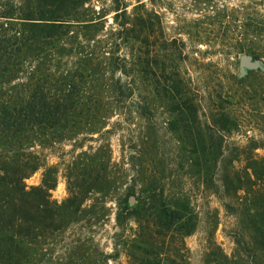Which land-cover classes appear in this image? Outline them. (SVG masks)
I'll use <instances>...</instances> for the list:
<instances>
[{
    "label": "trees",
    "instance_id": "trees-1",
    "mask_svg": "<svg viewBox=\"0 0 264 264\" xmlns=\"http://www.w3.org/2000/svg\"><path fill=\"white\" fill-rule=\"evenodd\" d=\"M90 1L0 0V83L17 77L26 61L35 70L23 96L0 98V264H35L41 259L35 244L87 211L83 204L90 193L104 196L111 186L119 229L114 251L94 247L78 251L76 260L59 256L43 264H109L121 251L127 264H189L185 236L196 230L199 214L187 187L169 185L162 171L147 174L139 164L133 182L123 186L108 174L109 159L94 155L68 166V196L61 202L51 198L52 169L41 184L25 182L40 164L25 146L30 136L104 122L109 106L124 119L143 116L155 94L167 102L168 127L181 134L177 142L187 149L176 165L197 177L235 221L226 232L231 251L209 235L205 264H264V114L258 106L264 105V67L243 77L229 75L215 94L204 90L209 96L203 105L204 97L186 75L184 47L169 65L156 59L151 11L139 4L129 11L126 0H111L113 21L106 26L104 8L91 16L81 11ZM243 34L264 38V14L247 16ZM237 45L238 55L255 54L247 44ZM62 55L74 60L57 72L53 67ZM236 137L244 143L229 151ZM137 180H143L140 188ZM130 195L136 198L133 205ZM131 221L136 224L132 236Z\"/></svg>",
    "mask_w": 264,
    "mask_h": 264
},
{
    "label": "rangeland",
    "instance_id": "rangeland-1",
    "mask_svg": "<svg viewBox=\"0 0 264 264\" xmlns=\"http://www.w3.org/2000/svg\"><path fill=\"white\" fill-rule=\"evenodd\" d=\"M18 1L10 0V3ZM126 2L129 11L139 4L141 9L153 13L152 40L158 62L163 60L169 65L173 54L184 47L189 65L185 69L186 75L190 76L195 88L204 97L203 105L208 103L206 98L209 96L204 90H210L211 94H215L224 78L231 74L243 77L252 70L246 69L245 74L240 73L239 56L242 53L237 54L239 42L250 46L255 54L248 51L243 53L261 60L262 65L259 68L264 67V38L243 34V22L247 16L264 14V0H126ZM100 8L105 10L103 12L106 14L104 16L107 20L106 26L111 24L113 21L111 0H91L81 11L87 13L86 16H91L93 11L96 12ZM57 58V66L53 67L57 72H65L72 65L70 61L74 60L70 55ZM34 71L33 63L26 61L17 77L0 83V98L15 100L23 96L31 82L30 75ZM257 80L259 79L251 78L249 81ZM143 88L149 89L146 85H143ZM154 96L150 111L143 116L135 113L131 119H124L117 113L118 110L109 106L108 117L104 122L82 124L75 132L57 131L30 136L25 146L27 150L38 155L40 164L25 178V182L28 185L41 184L47 169H52L56 185L50 189L51 198L61 202L68 196V166L94 155L109 159L108 174L112 176L114 183H121L123 186L133 182L134 170L139 164H142L147 174L154 169L162 171L164 175L169 176L167 179L165 177L169 185L187 187L195 201L199 222L196 230L185 236L189 249L187 261L189 264H205L209 235L213 234L226 252L231 251L233 242L226 232L235 221L232 216L225 213L216 196L209 189L203 188L197 177L188 176V169H181L176 165L181 160V154H186L184 151L187 149L183 144L181 148L177 142L181 134L171 131L168 127L172 113L167 102L159 94ZM258 106L260 112L264 114V105L261 103ZM207 114V107L200 110L202 120L207 118ZM240 143H244L243 138L233 139L229 151ZM142 184L143 180L140 183L137 180V188ZM116 194L114 186H111L104 196L95 191L90 193L83 204L89 208L87 211L81 212L61 232L35 244L37 251H40L37 256L41 258L35 261V264H43L47 259L55 260L59 256L69 255L76 260L79 257L78 251L87 252L94 247L113 252L114 233L119 230L115 221ZM130 225L132 230L129 234L132 236L136 224L131 221ZM109 264H127L125 252L121 251L117 259L110 260Z\"/></svg>",
    "mask_w": 264,
    "mask_h": 264
},
{
    "label": "water",
    "instance_id": "water-1",
    "mask_svg": "<svg viewBox=\"0 0 264 264\" xmlns=\"http://www.w3.org/2000/svg\"><path fill=\"white\" fill-rule=\"evenodd\" d=\"M239 65H240V73L245 74L246 69H257L262 65V62L259 59H253L251 54L242 53L239 56ZM135 200H136L135 196L130 195L129 197L130 204H133Z\"/></svg>",
    "mask_w": 264,
    "mask_h": 264
}]
</instances>
